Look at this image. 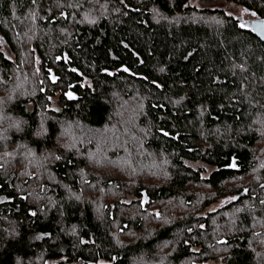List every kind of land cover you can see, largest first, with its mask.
<instances>
[{
    "label": "trees",
    "instance_id": "16d2710c",
    "mask_svg": "<svg viewBox=\"0 0 264 264\" xmlns=\"http://www.w3.org/2000/svg\"><path fill=\"white\" fill-rule=\"evenodd\" d=\"M189 1L0 0V264H264V44Z\"/></svg>",
    "mask_w": 264,
    "mask_h": 264
},
{
    "label": "rangeland",
    "instance_id": "374dc122",
    "mask_svg": "<svg viewBox=\"0 0 264 264\" xmlns=\"http://www.w3.org/2000/svg\"><path fill=\"white\" fill-rule=\"evenodd\" d=\"M189 4L193 7H196L198 9H204L205 8H216L219 10H223L225 11L227 14L231 15V16H235V17H241L242 16V9L240 6H238L237 4H235L232 1H228V0H190ZM88 14H92L91 12ZM253 21V20H251ZM0 49L2 50L4 56L6 58H8L9 60H12V62H14L16 59L14 57V55L12 54V52L10 51V49L8 48V45L4 42V40L2 39V37L0 36ZM26 50L24 48V43H23V48L19 50V55H20V51H24ZM20 64V63H19ZM20 66V65H19ZM23 69H27L24 64H23ZM38 79V77H36ZM39 81V79L37 80ZM7 84L4 83V81H2V79H0V90L2 91V93H5L4 91L7 89L8 86H6ZM23 89V88H21ZM21 93V91H19ZM18 92V93H19ZM22 93L27 94V92L24 90ZM123 97V96H122ZM122 97H120V95H116L113 97V105L114 107H116V113L119 114V116H121L124 112H127L128 110H130L129 108H124L123 104L126 103L131 104L133 102L130 101H126V99H123ZM1 100V99H0ZM51 105L49 106V108H53L56 109L57 108V99L55 97V99H51ZM48 109V108H46ZM119 119V117H118ZM115 121H117V118L115 119ZM114 121V124H112V126L110 128L107 129V131L104 132V134H107L109 136V134L111 133V130H113V128H116L117 130L120 128L123 131H125L124 128H122L119 125H123L125 121V116H123L122 120L119 121V123H116ZM76 128H73V135L69 136L63 133L60 135L59 139H58V143L64 147L67 150H75V153H77L78 157H83V155L81 154L80 151H78L76 148L78 145H83L85 147H81L82 149H84L85 152L87 153H92V149H93V144L95 143L94 140H92L91 138L88 139V136L86 135V132L84 131L85 129L83 128H79L78 126H75ZM115 130V129H114ZM119 131V130H118ZM83 133V135H82ZM98 136V135H97ZM94 139H96L95 137H93ZM130 141V138H126V142L128 143ZM78 145H77V144ZM59 145V148H60ZM87 148V149H85ZM139 149V148H137ZM141 150V148L139 149ZM108 151H110V149L106 150V148H103L101 150L97 149V153L96 155H101V154H106ZM23 153H25L24 151H22ZM95 152V151H94ZM153 161H157L160 162L161 159H156L155 157H152ZM25 160V159H24ZM2 162H6L8 165V161L7 160H2ZM50 162V158H46V160L44 159V162L42 163L41 166H44L45 168H47L48 163ZM146 172L147 174L144 175L146 176H151L153 178H157L158 173H155L147 168H144L143 170L138 169L137 173L142 174L141 172ZM135 182H137V179L135 180ZM85 195V194H84ZM49 264H54V263H49Z\"/></svg>",
    "mask_w": 264,
    "mask_h": 264
},
{
    "label": "flooded vegetation",
    "instance_id": "af4514ba",
    "mask_svg": "<svg viewBox=\"0 0 264 264\" xmlns=\"http://www.w3.org/2000/svg\"><path fill=\"white\" fill-rule=\"evenodd\" d=\"M242 9V16L239 18H237L243 25H251L253 24L254 22H256L255 20L256 19V16L255 14L251 11V10H248V9H244V8H241ZM253 20V21H251Z\"/></svg>",
    "mask_w": 264,
    "mask_h": 264
},
{
    "label": "water",
    "instance_id": "95a60500",
    "mask_svg": "<svg viewBox=\"0 0 264 264\" xmlns=\"http://www.w3.org/2000/svg\"><path fill=\"white\" fill-rule=\"evenodd\" d=\"M240 24L242 23L240 22ZM250 26L254 31V34L257 37V39H259L261 43L264 44V22L256 21Z\"/></svg>",
    "mask_w": 264,
    "mask_h": 264
}]
</instances>
